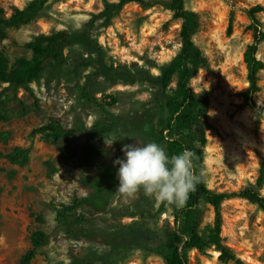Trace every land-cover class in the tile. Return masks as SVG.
I'll return each instance as SVG.
<instances>
[{"label":"rangeland","instance_id":"1","mask_svg":"<svg viewBox=\"0 0 264 264\" xmlns=\"http://www.w3.org/2000/svg\"><path fill=\"white\" fill-rule=\"evenodd\" d=\"M29 1L0 0V6L9 17ZM146 1L153 4L130 3L117 12L113 4L119 0H49L38 20L10 30L0 43V52L14 64L31 58L27 44L38 35L66 30L73 42L63 61L48 63L31 85L39 110L33 108V97L19 90L27 114L0 123L1 152L29 150L24 167L0 158V264H20L39 231L49 241L30 264H166L176 207L143 192L125 202L116 191L119 165H114L123 158L125 144L158 139L169 117L167 110L163 118L159 112V77L180 49L181 21L161 5L168 0ZM258 4L264 9V0L185 1L186 9L199 16L194 42L208 59L189 87L208 102L202 174L217 193L253 188L264 164V121L245 100L243 59L253 38L245 11ZM256 18L264 30V11ZM258 57L264 61V42ZM259 87L254 101L264 107V70ZM174 90L175 81L167 94ZM0 95L12 98L13 87L0 82ZM51 119L54 127L59 123L78 131L62 149L53 142L54 130L32 136ZM113 137L116 142L109 146ZM47 162L53 164L50 175ZM253 191L249 198L235 197L221 206L222 239L240 264H264V209L258 204L264 187ZM75 200L90 206L75 212L78 220L70 234L58 213ZM198 220L200 234L207 237L215 211L205 201ZM187 258L190 264H236L221 261L214 247L206 254L187 251Z\"/></svg>","mask_w":264,"mask_h":264},{"label":"trees","instance_id":"2","mask_svg":"<svg viewBox=\"0 0 264 264\" xmlns=\"http://www.w3.org/2000/svg\"><path fill=\"white\" fill-rule=\"evenodd\" d=\"M49 0H31L23 8H17L11 16L7 17L0 6V43L9 37L12 29H19L35 22L41 17V13ZM186 0H168L161 2V5L172 13L174 19L181 21L180 41L181 46L178 53L172 60L161 69L160 93L158 101L160 114L163 118L164 112H169L165 126L160 130L156 142L163 146L169 155L177 154L184 149L194 153V166L197 175L201 176V182L197 185L196 191L190 193L189 198L182 208L174 211L176 230L167 233L169 254L164 256L166 264H190L187 258V251L197 250L206 254L211 248L220 252V260L240 264L237 255L231 251L222 239V214L221 206L226 200L238 197L249 198L253 188L258 190L264 187V164L259 169L258 178L253 188L243 191L226 194L212 191L202 174L204 163V148L208 144L207 135L203 126V119L208 115V102L202 96L194 93L189 87L190 80L199 69L203 68L208 59L203 51L195 44L194 37L199 33L201 24L199 16L194 11L186 9ZM228 2L229 0H221ZM136 3L142 6H151L153 3L146 0H119L113 4V8L119 12L124 6ZM261 5H255L245 11L253 32L251 43L244 52V63L247 70L248 90L245 100L251 105L257 119L264 121V107L254 101V96L260 91L259 73L264 70V61L258 57L259 47L264 42V30L261 28L256 14L263 12ZM111 15H109L110 17ZM73 44L71 34L66 30H60L50 35H38L32 42L27 44L31 51V58L22 57L14 64L0 52V82L13 87L12 98L0 95V123L9 122L15 118L27 114V109L22 99L18 97L19 90L28 93L34 99L33 108L39 110L38 98L36 97L32 84L39 81L42 73L46 70L48 63L60 64L63 61L64 51ZM175 81L173 95H168L170 85ZM96 101V99H92ZM14 104L11 107V104ZM160 117V118H161ZM163 120V119H161ZM50 123L32 131V136L38 134L46 135L54 130L53 142L62 149L65 142L78 131L73 128H65L59 123ZM0 158L5 159L12 165L24 167L29 162V150H18L10 153L0 151ZM48 175L53 170V164L47 162ZM258 195V193H255ZM202 201L213 207L215 211V222L207 237L199 232L198 207ZM87 202L75 200L72 204L64 206L58 213L68 224V231L73 233L76 226L77 216L75 212ZM258 204L264 209V198L258 199ZM36 220L44 224L42 216ZM49 237L43 232H35L31 237V248L22 257L20 264H30L37 255V249L46 245Z\"/></svg>","mask_w":264,"mask_h":264},{"label":"clouds","instance_id":"3","mask_svg":"<svg viewBox=\"0 0 264 264\" xmlns=\"http://www.w3.org/2000/svg\"><path fill=\"white\" fill-rule=\"evenodd\" d=\"M115 142L113 137L108 145ZM121 151L123 158L114 161L119 165L116 191L125 202L137 199L143 192L159 204L182 208L201 182L202 177L195 171L194 153L188 149L169 155L156 142L136 139Z\"/></svg>","mask_w":264,"mask_h":264}]
</instances>
